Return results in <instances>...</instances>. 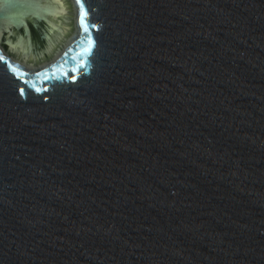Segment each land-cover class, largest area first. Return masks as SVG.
Instances as JSON below:
<instances>
[{"label":"water","instance_id":"1","mask_svg":"<svg viewBox=\"0 0 264 264\" xmlns=\"http://www.w3.org/2000/svg\"><path fill=\"white\" fill-rule=\"evenodd\" d=\"M0 264H264V0H0Z\"/></svg>","mask_w":264,"mask_h":264},{"label":"snow or ice","instance_id":"2","mask_svg":"<svg viewBox=\"0 0 264 264\" xmlns=\"http://www.w3.org/2000/svg\"><path fill=\"white\" fill-rule=\"evenodd\" d=\"M80 16H81V22L83 23V17H84V12H83V10L81 11V13H80ZM85 30V32H87V28H85L84 29ZM91 44H92V40H91V38H89V40H88V47H85V51H88L89 50V48H90V46H91Z\"/></svg>","mask_w":264,"mask_h":264}]
</instances>
